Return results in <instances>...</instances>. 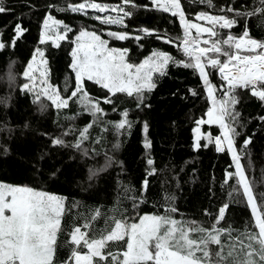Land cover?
I'll use <instances>...</instances> for the list:
<instances>
[{"label":"trees","instance_id":"trees-1","mask_svg":"<svg viewBox=\"0 0 264 264\" xmlns=\"http://www.w3.org/2000/svg\"><path fill=\"white\" fill-rule=\"evenodd\" d=\"M81 2L83 0H4V7L9 10L0 13V34L5 44L14 37L17 23L26 29L14 46L0 50V182L28 185L65 198L66 213L54 264H63L70 254L71 246L66 241L72 227L83 225L97 209L102 213L101 218L94 222L93 229L82 228V231L98 235L105 228L107 217H135L137 212L140 215L165 214L168 207L178 210L171 214L176 219L196 221L209 228L218 209L226 203L229 208L219 226L239 231L251 228V210L242 190L233 191L238 188L234 178L225 183L226 173L234 171V167H230L231 154L217 152L214 143L203 139L201 148L194 149L193 129L197 120L207 118L211 102L203 81L192 69L170 64L166 75L154 77L157 86L145 94L147 106L140 108L136 107L133 97L125 94L114 96V104H105L102 98L107 90L87 82L89 95L101 101L103 113L97 117L75 98L64 109H56L45 99L47 107L41 110L38 102L34 103L29 94L20 90L27 83L22 73L39 47L48 60L51 84L59 88L62 96L70 95L75 84V74L69 67L70 52L74 46L72 41L82 29L95 31L108 41L109 47L128 49V60L134 64L142 62L153 51L167 52L176 60L186 59L176 46L183 36L178 17L156 10L151 0H134L140 7L125 6L132 13L130 18L125 17L127 27L102 24L78 12L56 10ZM96 2L109 6L123 4V0ZM213 3L215 7L209 8L204 3L182 0L187 17L194 22L195 14L200 11L220 14L219 9L229 4L249 11L258 6V0H213ZM48 14L72 29L59 48L50 42L43 45L39 42L43 20ZM249 22L251 35L264 40L261 17H252ZM144 28L166 35L174 43H165L156 35L148 36L139 31ZM241 31V26L232 29L235 35ZM108 32H127L130 37L121 41ZM137 35L143 38L139 41L132 38ZM8 65L12 67L15 80H8L4 75ZM208 71L211 83L220 89L216 93L221 96L224 82L217 70ZM193 91L197 94L193 95ZM237 95L236 111L240 116L236 128L240 135L236 143L242 148L243 141L251 137L242 163L255 193H264V120L260 119L264 116V103L248 90L238 89ZM123 110L129 112L133 126L129 131L118 132L113 124L122 118ZM145 123L147 133L143 130ZM84 128L88 129L87 139L77 149L73 145ZM202 131L213 137L220 135L218 126L204 124ZM65 132L69 134L64 135ZM56 137L62 138L64 145H54L52 141ZM145 139L151 142L150 148H145ZM149 157L156 169L153 175L147 174ZM145 179L148 189L142 192ZM131 197H141L144 201L135 211ZM107 250L117 251L118 245L111 244Z\"/></svg>","mask_w":264,"mask_h":264},{"label":"snow or ice","instance_id":"snow-or-ice-1","mask_svg":"<svg viewBox=\"0 0 264 264\" xmlns=\"http://www.w3.org/2000/svg\"><path fill=\"white\" fill-rule=\"evenodd\" d=\"M193 3H204L214 8L213 0H193ZM140 7L134 0H123L122 5L109 6L96 0H83L78 5H68L57 11H71L87 14V9L98 13L116 12V16H94L102 24H120L124 27L125 17H131V11L125 6ZM151 5L159 11L178 17L183 30V36L176 45L186 59L176 60L164 51H153L142 62H129L128 49H118L108 46V41L102 39L95 31L80 30L72 41L70 52L71 71L75 74V84L70 95H61L58 87L50 83V70L45 52L37 47L31 61L27 64L22 77L28 82L20 90L31 93L33 102L39 103L41 110L51 102L56 109H64L69 101L75 98L94 117L103 113L100 99L93 100L86 90L87 82L91 81L107 90L102 100L105 104H114L113 97L125 94L136 100V107L145 105L146 93L156 88L154 77L166 75L170 64L192 69L203 81L211 106L206 112L207 119L196 121L194 133V149L201 148V140L214 143L217 152L227 151L231 154L234 171L226 173L225 183L235 179L238 188L242 190L247 206L251 210L252 226L243 231L231 227L224 228L221 222L225 220L229 205L226 203L218 209L211 227L206 228L196 221L176 219L172 213L178 210L168 207L165 214H143L138 212L135 217L112 216L105 218V228L97 235L92 231L94 222L101 218L99 209L86 218L83 225H74L68 233L67 244L71 246L68 258L63 264H264V193L256 194L250 182L242 159L251 137L243 141L239 148L236 137L240 135L236 125L240 114L236 111L239 103L238 89L250 91V94L264 103V40L251 35L250 18L259 15L264 22V0H258V6L249 10L237 9L234 5H226L219 9L220 14L200 11L195 14V21L190 20L182 5V0H151ZM147 7V6H145ZM4 0H0V13L8 11ZM241 21L243 24L241 25ZM237 26L242 27L239 35L232 32ZM224 30H227L225 32ZM26 29L17 23L14 37L8 44L0 34V50L14 46ZM72 29L63 24L53 15H46L43 20L39 37L40 44L51 43L59 48L60 42L68 39ZM145 35H156L165 43H174L172 39L155 33V30L140 29ZM194 32V34H193ZM108 35L126 40L127 32H108ZM139 41L143 37H132ZM39 57V60L37 58ZM208 69H215L225 82L221 96L215 93L220 89L210 81ZM8 80H15L11 65L5 69ZM67 90V89H66ZM193 95L197 93L192 92ZM121 119L113 124L118 131H129L133 121L129 112L123 110ZM264 120V116L260 117ZM218 125L221 134L213 137L211 133H203L201 125ZM91 125H89L90 127ZM148 125H143L147 133ZM88 129L80 130V138L73 145L77 149L87 139ZM65 132L64 135H68ZM54 145H64L60 137L53 139ZM118 146V145H117ZM205 147L207 145H204ZM151 142L145 139V148H150ZM85 155L87 151L85 150ZM148 175L156 171L154 161L147 159ZM148 189L145 179L141 191ZM230 196L233 193H229ZM134 201L133 210L143 203L141 197H131ZM171 200V197L167 198ZM66 213L65 198L44 190H38L28 185H12L0 182V264H54L58 245V236L63 231L62 221ZM208 215V213H205ZM111 244L118 245L117 251H108ZM87 249V251H83Z\"/></svg>","mask_w":264,"mask_h":264},{"label":"rangeland","instance_id":"rangeland-1","mask_svg":"<svg viewBox=\"0 0 264 264\" xmlns=\"http://www.w3.org/2000/svg\"><path fill=\"white\" fill-rule=\"evenodd\" d=\"M116 6V5H115ZM86 12H87V14H85V15H90V16H92V17H94V16H97V15H99V16H104V15H111V16H116L117 15V13L116 12H112V11H109V12H107V13H98V12H96L95 10H92V9H87L86 10ZM82 14H84V13H82ZM195 19V18H194ZM109 25H115V26H121L120 24H109ZM61 43V42H60ZM44 59H46L47 60V58L44 56ZM37 60H39V57L37 58ZM47 62H48V60H47ZM47 67H48V69H49V65L47 64ZM218 75H219V72H218ZM219 77H220V75H219ZM221 78V77H220ZM221 80H222V78H221ZM223 81V80H222ZM28 82V81H27ZM224 82V81H223ZM50 83H51V81H50ZM224 84H225V82H224ZM25 93H27V94H29L33 99H34V97H33V95L31 94V93H28V92H25ZM218 97H219V95L217 94V93H215ZM205 119H207V118H205ZM202 126L203 125H201V131H202ZM211 126H218V125H211ZM203 132V131H202ZM204 133V132H203ZM220 134H221V132H220ZM9 184V183H8ZM13 185V184H12Z\"/></svg>","mask_w":264,"mask_h":264},{"label":"built area","instance_id":"built-area-1","mask_svg":"<svg viewBox=\"0 0 264 264\" xmlns=\"http://www.w3.org/2000/svg\"><path fill=\"white\" fill-rule=\"evenodd\" d=\"M194 18H195V16H194ZM220 75V74H219ZM220 77H221V75H220Z\"/></svg>","mask_w":264,"mask_h":264}]
</instances>
